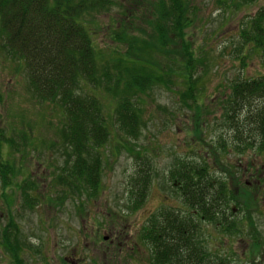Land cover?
<instances>
[{
  "label": "trees",
  "instance_id": "1",
  "mask_svg": "<svg viewBox=\"0 0 264 264\" xmlns=\"http://www.w3.org/2000/svg\"><path fill=\"white\" fill-rule=\"evenodd\" d=\"M128 1H131L129 6L123 7L118 0H0L1 51H5L12 63L21 60L28 90L36 100L57 105L64 113V123L61 128L57 127V132L63 135L64 148L69 152L64 165L52 170L49 192L56 193V202L48 192L44 204H58L71 194L76 193L78 198L88 195L89 191L90 196L85 198H97L101 161L98 149L110 142L100 95L107 96L112 105L118 131L132 139L137 138L143 124L141 109L134 99L137 93L144 94L158 87L170 89L175 78L181 76L184 91L180 96L190 101V104L186 103L189 108L198 111L200 107V77H195V73L204 62L187 36V29L193 26L198 9L191 0H147L149 7H146L145 0ZM227 1L236 6L240 2L249 5L257 0ZM109 7L120 8L126 19L112 18L106 27L105 38L117 44L115 47L107 45L106 49L97 47L98 27H93L92 21L87 23L86 18L109 11ZM241 38L245 44L259 50L264 69V6L246 22ZM118 43L123 44L124 49ZM244 59L241 58L242 67L245 66ZM176 65L178 69L174 68ZM219 101L223 110L221 127L233 132L232 148L241 153L256 150L264 154V73L232 81L229 93H222ZM219 139L217 147L205 143V155L200 156L198 162L182 158L174 161L168 180L178 205H171V208L163 207L165 204L160 206L148 226L141 228L135 240L129 242L131 250L124 260L119 259L120 262L134 264L142 258L143 248H146L149 252L146 264H235L230 256L208 249L207 243L211 239L207 240L203 235V223L222 229L218 230L231 239L237 236L241 220L252 208L254 200L250 196L255 193L253 188L257 185L252 182L242 184L244 173L237 172L239 177L231 174L234 165L222 161V155L231 146L226 139ZM12 145L11 138L0 127V180L3 188L0 196L10 220L16 202L13 192L21 196L23 210L33 212L39 203L33 195L37 185L30 179L32 170L25 171L28 163L29 168L32 163L28 161V155L16 148L19 144L11 150ZM3 146L7 150L5 156ZM209 154L228 178L217 176L208 163ZM134 158L136 161L145 160L139 150ZM142 166L136 173L141 177L136 176L131 181V191L137 199L129 209L132 212L135 205L138 207L145 201L150 183L148 168ZM19 177L21 181L17 180ZM232 204L236 209L231 208ZM84 206L82 202L83 213ZM235 210L242 216L232 213ZM97 221L100 226L105 224V216ZM252 237L257 239V233L253 232ZM101 238L99 242L103 241ZM109 248L110 245L104 253L110 257L104 262L98 261L97 257L94 264H113L112 256L118 259L116 250L112 253Z\"/></svg>",
  "mask_w": 264,
  "mask_h": 264
},
{
  "label": "rangeland",
  "instance_id": "2",
  "mask_svg": "<svg viewBox=\"0 0 264 264\" xmlns=\"http://www.w3.org/2000/svg\"><path fill=\"white\" fill-rule=\"evenodd\" d=\"M118 1L123 4V7H128L131 3L128 0ZM145 1L146 7H149L150 4L147 0ZM191 2L198 9V13L193 26L187 29V36L189 42H193L197 55L202 56L204 62L203 67L195 73V77H200L198 82V89L201 93L198 96L200 107L198 111L194 107L189 108L186 103L190 104V101L180 96V93L184 91L181 76L175 78V84L169 87L170 89L158 87L144 94L137 93L134 99L141 109L143 124L137 138L132 139L118 131L111 112L112 105L109 104L107 96L100 95L101 103H103L102 113L108 122L110 142L98 149L101 153V161L97 216L100 218L105 216L106 223L114 224L113 229H120V226H123V234L130 242L134 241L137 236L136 228H141L139 220L143 214L161 204V207L165 204L163 206L165 208L178 205V200L174 198L168 180V172L174 161L182 158L198 162V158L205 155V143L209 142L217 147L218 140L222 137L231 146L228 152L222 155V161L226 165H234L238 168L233 166L230 170L232 175L234 173L236 177H239L237 172L245 174V177H242V184L252 182L257 185L253 188L255 193L250 196L254 201L251 204L250 213L241 220L240 232L237 236L231 239L229 235L220 232L222 229L206 222L203 223L202 233L207 240L211 239L207 243L211 252L228 255L235 264H264V154H259L256 150L241 153L232 148L234 145L233 132L221 127L223 110L219 101L222 93L223 95L229 93V85L232 81L257 77L264 73L259 50L252 45L245 44L241 38L242 28L264 6V0H257L249 5L240 2V5L236 6L227 0H191ZM141 8L144 10L142 5ZM109 9V11L95 13L86 18L87 23L93 22V27H98L95 42L100 48L107 45L108 47L117 46L116 43L105 38L104 30L109 27L112 18L126 19L121 15L120 8L109 7ZM118 44L124 49L123 44ZM242 57H245L244 67H242ZM168 64L170 65V62ZM174 68L179 67L176 65ZM62 112L63 110L57 105L43 104L32 96L27 87V76L25 69L21 66V60L13 63L8 61L5 51L2 52L0 48V127L6 131L7 136L13 142L11 150L19 144L20 146L16 148L28 155L30 159L28 161L32 165L29 168L28 163L25 171L32 170L37 175L44 176V179L39 180L43 182L39 184V194L51 190L49 186L53 180L52 173L64 165L69 152L65 149L66 144L63 145L65 143L63 135L57 132V127L61 128V124L64 123ZM22 140L26 142L23 143ZM118 141L121 142L118 143ZM138 150L145 160H135L134 156ZM6 153L7 150L3 146V156ZM211 158L209 154L208 163L212 165L217 176L228 178V175L222 172ZM36 159V162L33 161ZM47 164L48 166L53 164L54 169L47 167ZM142 164L148 168L150 183L145 201L143 200L141 205L139 203L138 207L135 205L134 216L131 217L130 212L126 210L132 209L134 203H137L131 191V181L136 176L141 177L136 173L143 167ZM17 180L21 181V178ZM89 192L88 195L84 194L78 198L90 196L91 192L90 194ZM13 195L15 200L20 197L18 192H13ZM67 198L63 212L55 210L52 204L48 207L40 204V209L33 210L34 213L26 215L19 221L29 220V223L25 222V228L30 225L37 235L47 236L52 244L57 243L64 251L69 248L70 243L82 242L83 245L86 242H83L79 231L89 228L90 223L72 216L75 210L71 202L77 198L76 193ZM1 199L0 196V205L2 204ZM231 208H235L233 204ZM237 211L232 213L241 217L242 214ZM40 217H43L42 225L40 221L37 222ZM105 224L98 225L101 228L97 231L103 230ZM253 232L257 233V239L252 237ZM123 234L121 239L126 238ZM104 235L107 237L105 242H108L111 232H106L101 237ZM88 245L92 249L91 243ZM95 245L98 247V261H106L110 257V254L104 253L107 244L98 241ZM143 250L142 258L134 261V264H146L149 252L146 248ZM127 251H130V247ZM52 254L58 257L62 252L51 251ZM112 258L113 264H123L120 260L125 259L115 260L113 256ZM52 264L59 263L55 259Z\"/></svg>",
  "mask_w": 264,
  "mask_h": 264
},
{
  "label": "flooded vegetation",
  "instance_id": "3",
  "mask_svg": "<svg viewBox=\"0 0 264 264\" xmlns=\"http://www.w3.org/2000/svg\"><path fill=\"white\" fill-rule=\"evenodd\" d=\"M29 176V175H28ZM28 176L26 177L27 179ZM37 178V179H35ZM32 180H35L37 189L33 192V195L37 197L39 200V204L36 206L35 209L40 207V204L46 205L48 207L50 204L44 201L47 200L46 194L49 192L47 191L44 194H39V184H42V180L44 179V176L37 175L36 172L32 171ZM0 195L2 193V183H0ZM48 194L55 197V194L53 191L49 192ZM53 197V200H54ZM58 199V198H57ZM60 199V198H59ZM2 204L0 205V264H52L53 261L56 259V261L59 264H94V262L97 260L98 254V247H96L95 244L99 241V238L102 234H105L106 232H111V237L108 240L107 248L110 245V251L112 253L114 250H116V257L119 259H124V256L126 257L127 250L129 249V240L127 237L123 234V226H120L121 228L113 229L114 224L111 225L110 223H106L104 225V229L100 231H97L98 224H97V218L100 217L97 216V210L96 205L99 202L98 198L94 199H88V198H76L74 199L71 204L74 207V214L72 216L76 217L77 219H82L84 222L88 221L90 223L89 228L87 227L85 230L79 231L80 237L83 238V242H86L82 245V242H74L70 243L69 248L64 251V249H61L57 243L50 242L47 236H40L37 235L34 230L31 229L30 225L26 226L25 228V222L27 221L29 223V220H21L26 215H30L34 212H31L29 210H23L22 208V202H21V196L18 200H15V205L12 207V215L10 220L9 213L4 212L5 209V203L3 202V199H1ZM55 201V200H54ZM56 202V201H55ZM66 202V199L63 202H59L58 204L52 205L55 210H59V212H63L64 210V203ZM82 202L85 204L84 206V213L82 212L81 204ZM48 204V205H47ZM161 206V205H160ZM160 206L153 208L151 211H149L146 214H143L142 218L139 220L141 225V228H136V234L139 233L141 230L145 229L148 226V222L151 220L153 214L156 213L157 209L160 208ZM34 209V210H35ZM40 209V208H39ZM38 209V210H39ZM156 209V210H154ZM3 212H2V211ZM66 211V210H65ZM129 213L131 217H133L135 211L126 210ZM36 212V211H35ZM136 214V213H135ZM43 217H40L37 222H41V225L43 224ZM118 229V231H116ZM141 229V230H140ZM140 230V231H139ZM122 232V233H121ZM122 234L126 238H122ZM77 238L78 234L76 233ZM100 236V237H99ZM45 237V238H44ZM103 241L101 243H104L105 240H107V237L102 236ZM98 239V241H96ZM91 243L92 249H90L89 245ZM82 245V246H81ZM80 250V251H79ZM131 250V249H130ZM51 251H61L62 254H60L58 257L55 255H51ZM68 252V253H66ZM77 252H79L77 254ZM66 253V254H65ZM76 254L78 256H76ZM50 255L53 257H50ZM81 256V259H80ZM86 257L84 259V257ZM58 258V259H57ZM85 260V261H84ZM97 262V261H96Z\"/></svg>",
  "mask_w": 264,
  "mask_h": 264
}]
</instances>
